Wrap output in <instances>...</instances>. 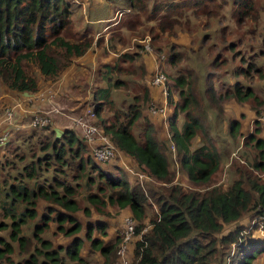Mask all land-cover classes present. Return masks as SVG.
<instances>
[{
    "label": "trees",
    "instance_id": "16d2710c",
    "mask_svg": "<svg viewBox=\"0 0 264 264\" xmlns=\"http://www.w3.org/2000/svg\"><path fill=\"white\" fill-rule=\"evenodd\" d=\"M127 2L121 25L113 27L115 32L107 38L96 39L89 31L75 29L72 0H0V80L15 93L35 94L41 88V78L58 81L76 60L95 48L102 50L106 60L99 57L97 69L90 75L94 84L91 100L123 163L118 164L120 173L104 168L110 162H98L93 146L71 125L60 135H56V129L45 135L39 151L29 149L28 156L15 151L13 160H1L0 232H6L7 237L0 238V264H90L95 254L100 256L99 264H113L121 237L117 235L113 243L108 242L110 225L104 218L109 216L108 207L129 209L136 221V236L140 238L131 243L130 264H223L226 256L231 258L230 264H254L264 253V237L243 236L242 227L222 235L226 225L239 222L251 212L264 217V179L255 174L264 171V139L256 134L248 138L258 159L251 168H237L234 182L223 188L212 183L221 169L222 156L211 130L204 127L210 105L217 108L219 116L224 101L247 102L256 99L255 92L236 79L219 100L210 82L213 72L203 91L194 69L177 68L181 48H185L177 41L179 34L187 33L193 40L199 34L202 47L208 40L221 37L218 50L233 52L232 60L240 56L236 49L246 45L248 56H241L239 69H227L226 73L232 75L225 78L228 82L240 75L249 77L256 64L250 57L264 50V40L256 37L260 20L257 0H232L230 15L237 28L247 27L243 36L236 35L233 40L227 39L233 33L227 27L216 29L226 17L228 0ZM149 23L155 25L145 28ZM146 37L159 65L176 69L172 81L181 102H174L173 91L168 95L174 105L170 129L177 153L173 159H177L188 182L200 189L188 190L175 183L171 149L161 136L156 117L145 113L153 98L150 78L145 80L150 77L145 55L148 58L150 52L140 42ZM227 62L229 59L222 62L218 55L210 67ZM260 76L264 74L260 72ZM141 86L143 94H135ZM120 90L126 95L115 98ZM198 93L207 104L199 102ZM181 113L185 118L178 123ZM29 122V116L21 120L23 130L25 126L30 128ZM227 125L230 138L236 140L242 134L241 121L232 118ZM51 126L37 128L48 130ZM11 130L3 149L14 132L22 129ZM198 131L202 132L201 145L193 149ZM134 170L153 181H142ZM124 172L126 175L121 174ZM130 174L138 178V184L129 180ZM154 181L161 186L155 187ZM146 183H151L148 190ZM150 200L159 206V213L149 221L151 228L143 232ZM58 234L69 242L56 243L53 236Z\"/></svg>",
    "mask_w": 264,
    "mask_h": 264
},
{
    "label": "rangeland",
    "instance_id": "374dc122",
    "mask_svg": "<svg viewBox=\"0 0 264 264\" xmlns=\"http://www.w3.org/2000/svg\"><path fill=\"white\" fill-rule=\"evenodd\" d=\"M155 1H160V0H154V2ZM228 1L229 2L227 6L225 7L226 17L221 18V23L218 24L219 26H217L216 29L219 30L223 26L227 27L228 31H231L235 34L234 35L233 33L232 34L228 33L229 35L227 36V39L233 40L236 38V35L239 37L243 36L244 31L247 29V27L242 28V29L237 28L236 21L230 15L231 10H232V0H228ZM151 3H153V1H150V5ZM257 4H258V13L260 15V20H259L258 27L256 30V37L260 39L258 41H262L264 40V0H257ZM72 5H76V6H73V9H72V19L76 26L75 29L80 30V32H83V31L91 32L93 30L92 33L94 32L96 33L98 31L104 30L110 24V21L115 20V18L119 20L120 17H122L123 15V14L119 15V13L122 10L125 11L129 4L127 0H99V1L89 0L85 8L81 4L78 5L76 2H72ZM201 20L205 22L206 18H202ZM204 22L203 24H201L203 28L205 27L204 25L206 24ZM124 23L125 21L123 20L122 24ZM120 25L114 26V28L119 27ZM152 25H155V24L154 23L145 24L144 27L146 28ZM114 28H109L108 31H110V33L115 32ZM209 28L210 27H208L207 30ZM143 29H142L141 35L143 34ZM103 34L104 33L96 35V37L99 38V37L104 36L106 38L107 35L105 36ZM200 37L201 35L195 34V37L193 40L192 37L187 33L179 34L177 41H179V43L185 48H181V51H180L181 59H180V64L177 68L189 69V70L194 69L195 73L197 74L199 78L200 85L203 91H205L208 86L209 74L213 72L210 82L213 85H215L216 92H217V98L219 100H220L219 96L223 92H225L226 89H229L230 85H232L236 79L240 80L243 86L252 87V89L255 92V96H256V99H251L250 101H247V102H237L234 100L224 101L222 103L223 111H221L219 116L217 114L218 110L214 106L210 105V108L208 111L209 119L206 121V124H204V127L205 129L211 130V134H213L212 136L215 138L216 143H217L216 147H218L219 152L222 156L221 169L214 176V180L212 183L216 185H220L223 188H227L234 182V179L236 178L237 168H242V167L251 168L252 164L258 159L257 151L254 148V144H251L250 141L248 142V138L251 135L256 134L257 138L262 137L264 139V122L259 121V119L264 117V76L263 77L260 76V72L264 74V50L260 54L257 53V54H254L252 57H250L251 61L255 62L256 64L253 65L252 72L249 77L240 75L238 78L234 77L233 80L231 79V81L226 82L225 77L229 76L230 74V73L229 74L226 73L227 69H234L237 66L239 69L241 67L242 65V62L240 61L241 56L243 54L246 55V57L248 56L249 54L248 47L246 45L239 46L236 49V51H239L240 56L232 60L231 57L233 55V52H228L226 48L225 50L224 49L218 50L219 49L218 47L221 46L220 44L221 37H218L217 40H208V42H206L203 47L201 46V43L199 42ZM249 37L252 39L253 35L252 36L250 35ZM263 48H264V41H263ZM218 55H221L222 62L225 59H227V61L229 59V62H227L225 65L221 64L220 66L212 65L213 68H211L210 67L211 61ZM165 60L166 58L161 61L165 62ZM94 61H95V58L93 57V53H92L88 62L83 60V63H85V65L79 66L77 64L78 69L81 70L80 74L82 76L79 77L76 74V76L74 75L73 78L70 80L71 83L68 84V87L70 88L68 95H71V89L73 88V82L78 81V80L84 82L83 76L85 77L86 74L88 76L89 75L92 76L94 69H96V64H95L94 69L90 68L91 71L88 72L86 69L89 68L90 66H93ZM156 64L158 66V71L163 72L168 78L167 87L169 90L173 91L174 102L180 103L181 99L179 98L178 93L174 90V87H173L174 82L172 81L173 78L176 76V69L168 66L167 64H165L164 67H161L159 65L160 61H157V60H156ZM257 68H259L260 71H258ZM95 77L96 75L94 76V79ZM58 81L48 82L46 79L41 78V86H44V85L46 86L48 84H54ZM59 82H61V80ZM82 82H80V84ZM93 86H94L93 83L92 85L89 83V86L86 84V90H90V88L92 89ZM141 88L142 86L140 88L137 87L134 90L135 94L142 95L143 90ZM14 93L15 92L5 87V85L0 80V113L4 105L13 103L10 100L9 96ZM198 94H199L198 97L200 99L199 102H201L202 105L207 104V102H205V100L201 98V93H198ZM125 95H126V92L124 90H120V92L115 94V98H120ZM74 96L76 95H73V97ZM60 98H64L63 95H60ZM65 99H62L61 105H63L64 102L66 104L70 103L68 101H65ZM71 99L69 101H71ZM73 100L74 102H76L75 98ZM163 100H164V105H165L166 103H165L164 96H163ZM151 102H149V104L147 105L145 109V113H149L150 115H151L150 107L152 105ZM76 103H79V102H76ZM87 104H89L87 105L88 107L93 108V109L97 107L92 102V100H89ZM167 105H166L167 109L170 110V113H169L170 117H168L167 115V118L162 116V119H159V118H156V119H159L158 121L159 123L157 122V124L160 127V131L163 134H165V138H166L165 140H167L169 149H171V145L172 143L174 144V142L171 139L172 131L170 129V122H171V119L174 113V105L169 103L168 98H167ZM180 115L181 116L179 117L178 123L183 122L185 118L182 113ZM232 118H237L242 123V134L239 137L237 136L236 140H232L228 134L227 123H228V120ZM154 121L156 120L154 119ZM53 129L57 130L56 135H60L61 130L65 129V125L59 126L56 123H54L48 130H44L43 128H33L32 129V128H28V126H25L24 130L22 129L21 131L20 130L15 131L14 137L8 143L7 147L5 149H2L4 153L2 155L0 154V161L2 160L3 162L6 157L9 158L8 159L9 161L13 160L12 154L15 151L16 153L23 154L26 156L29 155V151H30L29 149L34 150V151H39V143L41 142V140L44 139L45 135L49 134L51 131H54ZM256 129L259 130L258 133H256ZM51 133H55V132H51ZM201 133H202L201 131H198L197 137L193 140V143H192L193 149L201 145V142H200V138H202ZM161 136L163 137V135ZM171 150L169 151L171 154L170 156L171 171L175 173V179H174L175 183L180 184L181 186H183V188L188 189V190L200 189L188 182L187 176L184 170L181 168L180 164L178 163L177 159H173L175 158L177 150L176 152L171 151ZM2 162H0V169H1ZM119 163L123 164L122 154H120V152L117 153L115 159L112 160L110 164L103 165V167L112 168L115 172L120 173V170H119L120 166L118 165ZM133 172L136 176L137 174H144L145 179L143 181H153L152 178L148 177L143 172H140L138 170H134ZM121 174L126 175V172L121 173ZM255 174L258 177L264 179V171H255ZM0 175H1V170H0ZM136 176H133V175H131L130 177L128 176L129 180L134 184H138L137 183L138 178ZM152 184H154L155 187L161 186L160 183L155 182V181ZM150 186H151V183H146L145 188L148 190ZM85 193L86 194L88 193L87 190L85 191ZM108 211H109V216L104 217V218H108V221H109L108 224L111 227L109 228L111 236H110V240L108 241L109 244H111L115 241V236L117 237L118 235L117 232L121 225L123 216L126 214L132 215V213L129 209L119 210L118 208H115V207H108ZM158 213H159V206L154 203V200H150V205L147 208L148 217H147L146 225L144 228L151 226L149 221L153 217H155V215H157ZM263 218L264 217H259V215L256 214L255 212H251L247 214L244 218H242V220H240L239 222L226 225L225 229L223 230L222 235L228 234L230 231L235 230L237 227L243 228V231H242L243 235H245V231H249V230H251L250 233L254 232V234H264V219ZM1 220H3L2 217H0V221ZM4 237H7V233L0 232V238L3 239ZM53 238L56 243L67 244L69 242L61 234L53 236ZM134 238H135L134 240L136 241L140 238V236L137 237L135 235ZM96 255L97 254H95L93 257L90 258V262H89L90 264H99V262H101L100 256L99 255L96 256ZM116 261L117 259L115 258L113 264H115ZM230 263H231V258H229V256H226L223 264H230ZM216 264H219V262H217ZM254 264H264V253L259 255L258 259L255 261Z\"/></svg>",
    "mask_w": 264,
    "mask_h": 264
},
{
    "label": "built area",
    "instance_id": "2783aa9c",
    "mask_svg": "<svg viewBox=\"0 0 264 264\" xmlns=\"http://www.w3.org/2000/svg\"><path fill=\"white\" fill-rule=\"evenodd\" d=\"M72 2H76L77 4L80 3L79 0H73ZM127 11L128 10L121 11L119 15H122ZM140 41L144 43V49L152 53L153 49L149 43V38L146 37ZM150 83L161 89L166 103L164 105V103L159 104V102L152 101L150 107L151 115L163 116L165 118H167L168 115V117H170L169 109H167V98L169 95L167 76L161 71H156L152 75ZM55 98L56 94L52 91H41L32 94L23 100H17L13 103L4 105L0 113V151L4 148L12 135L11 129L16 126L18 113L23 111L26 116H29L30 118V128L52 125L55 123V118H64L69 122V125L78 128L83 138L93 146V155L98 162L107 163L114 160L119 150L104 132L95 113V109L86 106L84 112L73 113L68 111L65 106L61 105V103H56L54 101ZM37 102H41L40 104L46 105V107L34 110L27 109V107L34 105ZM259 120L264 122V117ZM171 149L174 152L176 150L173 143ZM137 176L142 181L145 179L144 174H137ZM150 228L151 226L145 228L143 232L148 231ZM250 231L251 230L245 231V235H243V233L242 235L247 236L248 234L254 233H250ZM118 235L121 237V240L117 248V261L115 264H130L131 243L136 235V221L131 214L123 216ZM233 249H235V244L233 245Z\"/></svg>",
    "mask_w": 264,
    "mask_h": 264
},
{
    "label": "crops",
    "instance_id": "0c3cea01",
    "mask_svg": "<svg viewBox=\"0 0 264 264\" xmlns=\"http://www.w3.org/2000/svg\"><path fill=\"white\" fill-rule=\"evenodd\" d=\"M79 1H80V3L78 5L81 4L84 8H85L86 4L89 2V0H79ZM73 6H76V5H73ZM127 8H126V10H128ZM123 18H124L123 15H122V17H120L119 20H117L115 18V20L110 21V23L112 22V24H109L104 30L98 31L96 33L95 32L92 33V31H93L92 30L91 33L94 34V35H99L101 33H104L103 35H105V36L107 35L106 36V38H107L109 36V34H110V31H108L109 28H113L114 26H117L119 24V21H121ZM124 32H126V31L124 30ZM96 39H97V37H96ZM133 43L134 42H132L131 45H133ZM91 54L92 53L88 54L84 58H80V59L76 60L75 63L70 68H68L65 71V73L62 75V77L60 78L61 82H59L60 81L59 80L58 82H56L54 84H48L46 86L45 85L44 86H41V88H40V90L38 92H41V91H52L53 93L56 94V98L54 99V101L56 103H59L60 104L61 101H62V99L67 98V99H65V101H68L70 103L66 104L64 102L63 105L65 106V108L68 111L73 112V113H82V112H84L85 107L87 105H89V104H87V102L89 100H91V91H90L91 88H90V90H86V84L89 86V83H90V75L88 76L86 74L85 77L83 76L84 82L79 81V80L73 82V88L71 89V95H68V92L70 91V88L68 87V84L71 83L70 80L73 78L74 75L76 76V74H77L79 77L82 76L80 74L81 70L78 69V65L79 66L85 65V63H83V60L86 61V62H88V60L90 59ZM93 57L95 58V61H94L93 66H90L93 69L95 67V64H96V69H97V65H98L97 62H98L99 57H102L103 60H104V62L106 60V57H103V55H102V50H100V49L98 50L96 48L94 49ZM145 57H146L145 58V61H146V64H147L146 67H147L148 72H149L148 75L150 74V77H148L146 79V81H149V78L151 80L152 75L158 69V66L156 64V59L157 58H156V55L153 54V53H150V56H148V58H147L146 55H145ZM90 67L86 69L88 72L91 71ZM80 82H82V83L80 84ZM149 85L151 86V89H152V92H153V98H152V100L154 102H159V104H163L164 103V100H163V96H162V93H161V89L159 87H156V86L152 85L151 83H149ZM30 95H32V94H19V93H14V94H11L9 96V98H10V100L12 102H14V101H17V100H23V99H25L26 97H28ZM60 95H63L64 98H60ZM73 95H76V96L73 97ZM81 96H82V98H81ZM74 98L76 99V102H79V103L74 102V100H73ZM70 99H71V101H69ZM40 103L41 102H37L34 105H31V106L27 107V109L34 110V109H41L42 107H46V105H42ZM82 105H84V106H82ZM169 113H170V110H169ZM154 117L159 118V119H162V117H160V116H154ZM23 118H26V114L23 111H20L18 113V115H17V120H16V126H15V128H17V129H23V126L21 125V120ZM159 119H157V120L159 121ZM54 122L57 125H59V126H64L65 125L66 128L69 126V122L66 121L62 117L61 118H55V121ZM162 135H163V138L166 139L165 138V134L162 133ZM251 237L252 238H261L262 237L263 238L264 237V234H254L253 233V234H251Z\"/></svg>",
    "mask_w": 264,
    "mask_h": 264
}]
</instances>
